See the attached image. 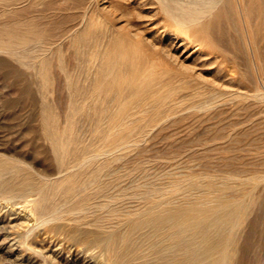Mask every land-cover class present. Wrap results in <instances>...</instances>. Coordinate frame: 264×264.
Wrapping results in <instances>:
<instances>
[{
	"label": "rangeland",
	"instance_id": "rangeland-1",
	"mask_svg": "<svg viewBox=\"0 0 264 264\" xmlns=\"http://www.w3.org/2000/svg\"><path fill=\"white\" fill-rule=\"evenodd\" d=\"M187 1L0 0V264H179L134 226L201 204L264 264V0Z\"/></svg>",
	"mask_w": 264,
	"mask_h": 264
},
{
	"label": "bare ground",
	"instance_id": "bare-ground-1",
	"mask_svg": "<svg viewBox=\"0 0 264 264\" xmlns=\"http://www.w3.org/2000/svg\"><path fill=\"white\" fill-rule=\"evenodd\" d=\"M212 0H194V1H187L186 3H190L191 5H188L186 8V13L187 15H190V12L193 11V14L198 12L194 6L198 5L199 3H210ZM182 8V6H178V8ZM164 10L168 12V6L164 5L163 6ZM183 9V8H182ZM195 9V10H194ZM240 12V11H239ZM240 14V13H239ZM246 15V14H245ZM186 18L189 17H185L182 16L180 17V21L185 20ZM196 18V16H195ZM247 18V17H246ZM190 19H192V17H190ZM247 23V22H246ZM243 24V23H242ZM246 36V34H245ZM247 41V40H246ZM249 45V44H248ZM121 57V56H120ZM120 61V59H119ZM121 62V61H120ZM158 62V61H157ZM135 63V62H134ZM136 64V63H135ZM134 65V64H133ZM140 65V64H139ZM108 66V65H106ZM137 68V67H136ZM145 68V67H144ZM133 69V68H132ZM141 69V68H140ZM135 70V68H134ZM100 71V70H99ZM130 71V70H129ZM132 72V71H131ZM142 73V72H141ZM138 74V73H137ZM143 74V73H142ZM145 75V74H144ZM115 76V75H114ZM129 75H126V77ZM116 77V76H115ZM122 77V76H121ZM136 77V76H135ZM134 77V78H135ZM139 77V75H138ZM257 77V76H256ZM117 78V77H116ZM115 78V79H116ZM129 77H127L128 80ZM142 78V77H141ZM114 79V78H113ZM118 79V78H117ZM140 79V78H139ZM146 79V77H145ZM131 80V79H130ZM111 81H109L110 83ZM114 83V82H113ZM130 84L132 83L129 82ZM143 83V82H142ZM172 85V84H171ZM139 86V84H138ZM138 91V90H137ZM102 92V91H100ZM100 94V93H99ZM109 95V94H108ZM90 97V96H89ZM106 97V96H105ZM153 98V97H152ZM168 105V104H167ZM122 108V107H121ZM161 112V111H160ZM117 114V113H116ZM49 125V124H48ZM108 125V124H107ZM113 129V128H112ZM116 134V133H115ZM114 136V135H113ZM116 137V136H115ZM118 138V136H117ZM98 150V149H97ZM209 164V163H208ZM6 165V164H5ZM14 165L17 164H13ZM20 165V164H19ZM23 166V165H22ZM21 166V167H22ZM20 167V166H18ZM11 168V167H9ZM5 169V168H3ZM15 169V168H14ZM13 169V170H14ZM12 170V169H10ZM17 170V168H16ZM13 172V171H12ZM0 174H2V172H0ZM4 174V173H3ZM63 175V174H62ZM21 176V175H20ZM12 178V177H11ZM19 178V177H18ZM4 179V178H3ZM48 179V178H47ZM9 181V180H8ZM14 181V180H13ZM12 181V183H13ZM19 181V180H18ZM17 181V182H18ZM37 181V180H36ZM39 181V180H38ZM11 183V182H10ZM2 184V183H1ZM33 184V183H32ZM143 184V183H142ZM5 185L2 184V186ZM7 185V184H6ZM35 185V183H34ZM14 186V185H13ZM20 186V185H19ZM40 186V185H39ZM18 187V186H17ZM5 188V187H2ZM28 188V187H27ZM42 188V187H41ZM31 189V188H30ZM38 190V188H36ZM152 189V188H151ZM34 190V189H33ZM42 190V189H40ZM0 191H2L0 189ZM6 191V190H4ZM16 192V191H15ZM13 192V193H15ZM18 192V190H17ZM16 192V193H17ZM37 192V191H36ZM40 192V191H39ZM11 193V192H10ZM145 193V192H144ZM3 194V191H2ZM18 194V193H17ZM34 194V193H33ZM38 193H36L37 195ZM5 195V194H3ZM16 195V194H15ZM21 195V194H20ZM34 195V196H36ZM40 196V194H38ZM37 195V196H38ZM11 196V195H10ZM9 196V198H10ZM19 196V195H18ZM147 196V195H146ZM173 196V195H172ZM6 197L7 194H6ZM15 197V196H14ZM26 197V196H25ZM28 197V196H27ZM42 197V195L40 196ZM221 197V196H220ZM12 198V197H11ZM36 198V197H35ZM19 199V198H18ZM28 199V198H25ZM40 199V198H39ZM42 200L43 197L41 198ZM36 200V199H35ZM163 200V199H162ZM161 200V201H162ZM19 201V200H18ZM167 201V200H166ZM41 202V201H40ZM164 202V201H162ZM170 203V201H168ZM167 202V203H168ZM230 202V201H229ZM228 202V203H229ZM42 203V202H41ZM154 203V202H153ZM157 203V201H155V204ZM168 203V204H169ZM206 203V202H205ZM212 203V202H211ZM222 203V202H221ZM232 203V202H230ZM37 204V203H36ZM103 204V203H102ZM144 204V203H143ZM165 204V203H164ZM184 204V203H183ZM199 204V203H197ZM40 205V204H39ZM110 205V204H109ZM240 205V204H239ZM45 207V205H43ZM152 206V205H151ZM155 206V205H154ZM159 206V205H158ZM224 206V204H223ZM222 206V207H223ZM236 206V205H235ZM43 207V209H44ZM104 207V206H103ZM157 207V206H156ZM169 207V206H168ZM173 207V205H172ZM225 207V206H224ZM37 208V206H36ZM41 208V207H40ZM136 208V207H135ZM134 208V209H135ZM151 208V207H150ZM149 208V209H150ZM153 208V207H152ZM155 208V207H154ZM226 209H223L222 212L220 211V213L217 211H213L214 209H212L210 206H207L206 204L204 205H200L199 207H190V208H176L174 209L172 212H168L169 210H167V212H160V213H154L149 215L144 221L139 222L137 224H135L134 227H138L139 225H141L142 223H144V226L146 224H152L154 229H159V230H164L166 237H171L172 238V242L170 244H173L171 246L174 245H178L179 249L183 251V254H185V258L179 263V264H226L227 262V243L230 241V235H229V231L225 228V224H230L233 220L232 217L234 212H235V207L233 206H229V207H225ZM239 208V206H238ZM108 209V208H107ZM144 209V208H143ZM172 209V208H171ZM219 209V208H218ZM37 210V209H36ZM90 210V209H89ZM140 210V209H139ZM148 210V209H147ZM146 210V211H147ZM217 210V209H216ZM240 210V208H239ZM47 211V210H46ZM134 211V210H133ZM143 211V210H142ZM151 210H149L150 212ZM158 211V210H157ZM238 211V210H237ZM42 211L40 210V213ZM44 212V211H43ZM124 212V211H123ZM129 212V211H128ZM137 212V211H136ZM140 211H138V213L136 215L139 214ZM145 211H143L144 213ZM241 212V211H240ZM147 213V212H146ZM145 213V214H146ZM151 213V212H150ZM236 213V212H235ZM239 213V212H238ZM43 214V213H41ZM39 214V216L41 215ZM133 215V214H132ZM147 215V214H146ZM42 216V215H41ZM40 216V217H41ZM44 216V215H43ZM122 216H124L122 214ZM128 216V215H127ZM134 216V215H133ZM39 217V219L41 220V218ZM137 217V216H136ZM135 217V218H136ZM143 217V216H142ZM237 217V216H236ZM131 220V216H129ZM139 218V217H138ZM141 218V217H140ZM43 219V218H42ZM122 219V218H121ZM124 219H126V217H124ZM123 219V221H124ZM137 219V218H136ZM236 219V218H235ZM39 220V221H40ZM134 220V218H133ZM108 221V220H107ZM127 222V221H126ZM135 222V221H134ZM129 223V222H127ZM206 223V224H205ZM108 224V223H107ZM112 224V223H111ZM130 224V223H129ZM133 224V223H132ZM204 224V225H203ZM234 224V222H233ZM109 225V224H108ZM120 226V225H119ZM126 226V225H125ZM236 226V225H235ZM116 227V226H115ZM146 228V227H145ZM148 228V227H147ZM117 229V228H115ZM149 229V228H148ZM239 229V228H238ZM105 230V229H104ZM109 230V229H108ZM122 230V229H120ZM134 230V229H133ZM132 230V231H133ZM115 231V230H114ZM154 231V230H153ZM152 231V232H153ZM106 232V231H105ZM156 232V231H154ZM163 232V233H164ZM93 233V232H92ZM109 233V232H108ZM121 233V232H120ZM130 233V232H129ZM148 232H145V234ZM151 233V232H150ZM94 234V233H93ZM114 234V233H113ZM157 234V233H156ZM151 235V234H150ZM149 235V236H150ZM160 235V233H159ZM145 236V235H144ZM163 236V235H162ZM93 237V236H92ZM97 237V236H96ZM109 237L112 238V235H110ZM118 237V236H117ZM156 237V236H155ZM115 238V237H114ZM154 238V236H153ZM152 238V239H153ZM164 238V237H162ZM160 239V238H159ZM170 239V238H168ZM98 240V239H96ZM103 240V238H102ZM105 240V239H104ZM116 240V239H115ZM157 240V239H156ZM162 240V239H161ZM100 241V240H99ZM166 241V240H165ZM168 241V240H167ZM97 242V241H96ZM108 242V241H106ZM155 242V241H154ZM120 243V242H119ZM164 244V243H163ZM169 244V246H170ZM113 245V244H112ZM167 245V243H166ZM159 246V245H158ZM168 246V247H169ZM145 247V246H144ZM176 247V246H175ZM157 248V247H156ZM110 249V248H109ZM165 249V248H164ZM171 249V248H170ZM123 250V249H122ZM167 252V250L165 251ZM170 252V251H169ZM115 254V252H114ZM163 254V253H162ZM165 254V253H164ZM177 254V253H176ZM175 254V255H176ZM180 254V253H178ZM182 254V253H181ZM121 255V254H120ZM132 255V254H131ZM167 255V254H166ZM127 256V255H126ZM126 256H121L123 257L122 259L125 258V261L128 262V257ZM130 256V255H129ZM172 256V255H171ZM180 256V255H179ZM229 256V255H228ZM141 257V256H140ZM174 257V256H172ZM176 258V257H175ZM178 258V257H177ZM121 259V258H120ZM121 259V261H122ZM169 260V259H168ZM119 261V260H118ZM114 262V264L119 263V262ZM120 261V262H121ZM137 261V260H136ZM124 262V261H123ZM134 262V260H133ZM126 263V262H125ZM172 263V262H171ZM131 264V263H129ZM142 264V262L140 263ZM144 264V263H143ZM158 264V263H157ZM164 264H170V262L164 263ZM176 264V263H175Z\"/></svg>",
	"mask_w": 264,
	"mask_h": 264
}]
</instances>
